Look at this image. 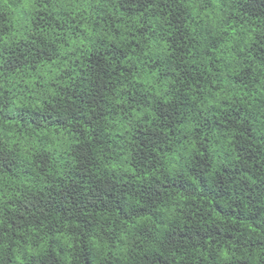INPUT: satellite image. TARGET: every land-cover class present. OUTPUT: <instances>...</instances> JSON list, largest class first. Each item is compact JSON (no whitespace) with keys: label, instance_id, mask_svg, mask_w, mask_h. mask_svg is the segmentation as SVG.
<instances>
[{"label":"trees","instance_id":"obj_1","mask_svg":"<svg viewBox=\"0 0 264 264\" xmlns=\"http://www.w3.org/2000/svg\"><path fill=\"white\" fill-rule=\"evenodd\" d=\"M0 264H264V0H0Z\"/></svg>","mask_w":264,"mask_h":264}]
</instances>
